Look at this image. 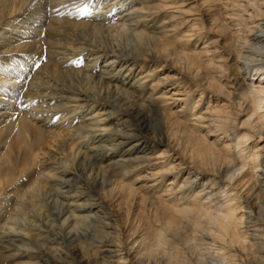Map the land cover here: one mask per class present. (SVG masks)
<instances>
[{"label": "bare ground", "instance_id": "6f19581e", "mask_svg": "<svg viewBox=\"0 0 264 264\" xmlns=\"http://www.w3.org/2000/svg\"><path fill=\"white\" fill-rule=\"evenodd\" d=\"M75 261L264 264V0H0V264Z\"/></svg>", "mask_w": 264, "mask_h": 264}, {"label": "rangeland", "instance_id": "374dc122", "mask_svg": "<svg viewBox=\"0 0 264 264\" xmlns=\"http://www.w3.org/2000/svg\"><path fill=\"white\" fill-rule=\"evenodd\" d=\"M79 68H82V67H84V64L82 63V64H79V66H78ZM148 90L146 91V92H144V97L146 98L147 96H148ZM150 93V92H149ZM197 98V97H196ZM147 104V103H146ZM152 107V109H154L155 108V106H150L149 108H151ZM135 120H137V122H136V124H137V128L140 130L139 132L142 134V135H144V136H147V137H152V136H156V137H158L159 139H163L164 138V135H163V129H162V127H161V125H160V123H158V120H157V117L156 116H149V115H145V113H142V114H140V115H138L137 116V119H135ZM134 120V121H135ZM151 147V146H150ZM159 148H162V146L161 147H159ZM151 150H150V148H149V150H148V152H150ZM133 157H144V154L142 153V152H138V153H136V154H134L133 156H132V158ZM125 168V167H124ZM122 168V170L123 171H127L126 169H128V168ZM96 189H97V191L99 192V193H101V192H103V190H104V186H102L101 184H98V185H96ZM115 202L114 203H111L110 205H108V208H109V210H111V211H109L108 209H107V207H104L105 208V210H107L106 212H113V213H115V214H117L118 215V220H119V222H118V224H119V226H120V231H119V237L121 236V239L123 240V242L125 243V240H126V236L128 235V233H130V231H128V229L131 227V225H132V223H134L133 221H131V220H136V219H138V218H136V216L135 215H137V214H135V212H134V209L133 208H130V205H129V207H126V205H124V204H122L120 207H117L118 205H116L115 206ZM111 207V209H110V207ZM123 206V207H122ZM121 208V209H120ZM119 209V210H118ZM122 210V211H121ZM119 211H121V213L119 212ZM127 213V214H126ZM120 216V217H119ZM132 217L134 218V219H132ZM128 218V219H127ZM124 221V222H123ZM126 225V226H125ZM123 228V229H122ZM128 232V233H127ZM74 257L76 256V257H78V254H76V253H74V255H73ZM75 257V258H76ZM105 259V258H104ZM106 259L108 260V259H112V258H108V257H106ZM77 260V259H76ZM41 264H48V263H41ZM49 264H51L50 262H49ZM73 264H80V263H78V262H74Z\"/></svg>", "mask_w": 264, "mask_h": 264}, {"label": "snow or ice", "instance_id": "6c2138e0", "mask_svg": "<svg viewBox=\"0 0 264 264\" xmlns=\"http://www.w3.org/2000/svg\"><path fill=\"white\" fill-rule=\"evenodd\" d=\"M83 15V13H81Z\"/></svg>", "mask_w": 264, "mask_h": 264}]
</instances>
